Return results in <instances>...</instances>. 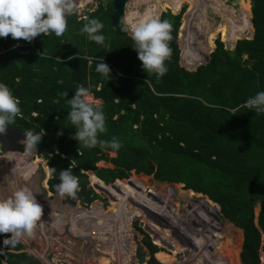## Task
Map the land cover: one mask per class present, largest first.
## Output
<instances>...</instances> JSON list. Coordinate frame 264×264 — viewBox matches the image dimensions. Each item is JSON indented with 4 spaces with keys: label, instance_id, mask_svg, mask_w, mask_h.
<instances>
[{
    "label": "trees",
    "instance_id": "obj_1",
    "mask_svg": "<svg viewBox=\"0 0 264 264\" xmlns=\"http://www.w3.org/2000/svg\"><path fill=\"white\" fill-rule=\"evenodd\" d=\"M181 3V0H158L153 8L145 10V14L157 18L164 7L175 12ZM193 3L202 4L197 0H193ZM239 3L243 23L238 27V32L245 34L252 29L248 15L249 4L242 0ZM250 3L253 26L251 38L236 40L233 49L225 48L223 42L216 39L210 61L197 67L196 64L208 55L207 52L213 46L212 35L205 33L204 47L195 52L184 46L182 59L189 66L195 65L194 71L179 68L176 40L182 11L178 14L169 9L161 12L159 19L167 20L171 25V40L167 42L170 55L164 62L167 71L159 78L154 73L142 71L137 53L131 48V37L117 34L110 26L108 16L112 11L111 0L105 3L99 1L87 17L71 21L62 37H45L40 34L30 42L12 39L10 35L0 38V83L9 87L19 100L20 108V113L7 127L19 130L20 133L32 131L44 135L37 148L49 158V184L53 194L59 195L55 189L59 183L58 173L66 170L70 162L72 174L78 178L76 196H66L68 200H64L59 195L56 200L70 201L77 210L91 208L94 213L103 212L105 203L101 190L109 186L108 182L112 181L114 175L112 170L93 166L100 160L111 162L116 170L119 169L118 164L125 165L120 172L122 175H117L120 177L128 175L132 169L144 173L153 172L158 182L182 183L184 187L201 195L225 200L220 204L211 203L204 196L187 192L196 207L202 211L205 209L204 212L217 226L203 233V226L195 225L197 231L191 233L193 244L188 246V251H191L194 242L201 251H206L210 246L221 247L219 242L226 234L229 245H224L225 251L229 250L232 242L241 243L237 255L241 264H264L260 260V254H264V113L257 114L244 107L249 97L264 91V0H250ZM90 18H96L103 24L100 30V34L105 37L103 45L89 41L86 34L80 31ZM193 20L188 17L181 26L184 45L192 44L191 39L196 37L194 27L191 26ZM237 36L235 33L227 41L232 44ZM222 39H225L224 34ZM102 59L110 68V77L95 70L96 64ZM78 86L88 88L90 94L101 101L105 132L98 133V141H109L115 137L121 145L118 150L102 149L99 143L93 148H78V142L71 138L75 129L67 119L70 110L67 99L74 95ZM65 92L66 97L62 95ZM58 131L62 135L58 136ZM110 153L115 155L111 157ZM24 157L28 161L32 159L31 155ZM29 166H33V162ZM51 168H55L56 172ZM117 178L122 183L121 178ZM89 179L91 187L94 186L91 195L86 189ZM108 190L116 193L113 187ZM131 191H128L131 201L141 207L148 208L151 203L161 207L164 205L158 199H153V196H143V191L137 188ZM97 197H100L97 199L100 202H83ZM255 200L259 203L256 222L253 219ZM114 201V206L118 205L119 199ZM228 207H239L234 209L238 213L231 217ZM126 208L132 219H144L143 213L132 204ZM170 210L173 211L170 214L177 217V213ZM164 211L168 213V210ZM226 213L232 221L238 217L241 231L233 225L229 226L230 230L227 229V222L223 218ZM66 216L59 218L63 226L70 230L66 225L71 226L69 222L72 217L70 214ZM219 219H222L225 233ZM152 226L166 243L176 245V239L167 229L159 228L154 223ZM139 230L142 243L149 252L147 264H161L154 257L160 248L151 243L144 231ZM64 234L60 239H67ZM5 237H8V233L0 235V242ZM62 242L67 251L66 243ZM132 246L133 260L139 249L144 254L143 248L133 242ZM0 247H3L4 256H14L25 264H28L26 261L42 264L37 255H33L32 249H24V243L16 245L19 253H5L4 250L13 248L11 245L4 247L0 243ZM68 254L69 251L61 257L59 263L54 258L53 264H81V260ZM203 255L207 257L209 252H202L198 257L201 263H198L209 264ZM99 256H103V253ZM99 256L102 264L109 263Z\"/></svg>",
    "mask_w": 264,
    "mask_h": 264
},
{
    "label": "rangeland",
    "instance_id": "obj_2",
    "mask_svg": "<svg viewBox=\"0 0 264 264\" xmlns=\"http://www.w3.org/2000/svg\"><path fill=\"white\" fill-rule=\"evenodd\" d=\"M99 1L103 3L106 2V0H77V8L75 14L80 15V19L84 18L85 13L93 11L97 7ZM242 1L243 3H245L246 1L248 2V15L249 17H251L250 0ZM181 2L182 3L180 4V6L182 7L184 4L185 6L184 8H182L183 10L181 9V21L177 34V39H179L178 41L180 46L178 62L181 67L195 68V65L194 67H192L189 66L187 62L183 61L181 52L183 51L184 46H187V48L190 49L191 52H195L198 49L204 47L206 34L204 30H195L193 28V31L196 33V37L191 39L192 44L184 45L182 36L184 32L183 29H181V26H183L184 22L187 20L188 13L192 9L193 3H191V1L187 3V0H181ZM154 3H158V0H128L125 5V15L121 18V22L124 23V25L126 26L127 24L139 22L140 20L153 18L152 16H148L147 14H145V10L147 8H153ZM239 7L240 9L242 8L241 6ZM239 7H235V9H238ZM179 8L175 12H173L171 9L170 11L174 14H178ZM166 9L167 7H164L159 11V13L165 11ZM159 13L157 16L158 19L160 16ZM242 16L245 15L243 14ZM238 19L239 18H236L235 21H237ZM241 23L236 24L241 26ZM250 26L252 27L251 32H248L247 30L245 34L240 33L238 34L236 39L251 38L253 34V26L251 22ZM229 29L230 28H228V30ZM213 31H211V29L208 30V32H210V35H212V37L214 38L215 31ZM223 33L225 39H221V37L218 39L223 42L225 48L233 49L236 39L231 44L227 41V36L225 35L226 32L224 31ZM223 33L221 34L222 36ZM128 36H130L129 32ZM212 45L213 46L209 49V52H207L208 55L213 51L215 47L214 39H212ZM206 60L207 56L201 62H205ZM198 64H196V66ZM91 100L93 103L101 102L99 99H95L92 95ZM34 151L35 150H33L31 157ZM4 152L5 154H2L0 156V182L2 181V183H4L8 180V182H10V186L12 185L15 188H17L15 184H23L22 187H27L33 193L37 202L43 208V215L41 217V220L37 222V225L34 228L32 235L23 237L19 242L24 243L25 250H28V248L32 249L33 255L35 256L36 254L42 264H53L52 260L54 258V261H57L59 263L61 257L66 255L67 251H69L71 256H73L74 258L81 260V264H98V256L100 253H103V256L99 257H102V259L104 258L105 261H108V264H147V259L149 256L147 255L146 247L142 243V233L139 232V229L144 231V233L149 236L151 243L157 245L160 248V250L157 251L159 253L156 252L157 254L155 253L154 257L158 259L161 264H199L198 262L201 263V261L198 257L200 256V254H202V252H206V254L207 252H209V256L206 257L203 255L204 258L209 261V264H224V262L225 264H241L239 259H237V255L239 256V252L241 249V243H239L238 241H234L232 242L231 247H229V250L225 251L224 245H229L227 239L228 236L226 234L224 238H221L222 240H220L219 242L221 243V247L217 248V246H210L207 247L206 251H201L200 249H198L199 246L197 245V243L194 242L191 251H188V246H190V244H193L191 241V233L197 231V229H195V225L203 226V230L205 229V231H202L203 233L208 232V229L217 226H215V221H211L208 215L204 212L206 211L205 209L202 211L201 209L196 207L194 201L190 198V196H188L187 193V190H190L191 192L193 190L184 187L182 183L173 182V184H166L162 181L158 182V177L153 172L144 173L134 169L129 171L128 175H123L122 177H120L117 175L121 174L120 172L124 170L125 165L118 164L119 169L116 170L114 168L115 166L109 161L95 162L93 165L94 167L103 170H112L114 176L113 178L111 177L112 181L110 180L108 182L109 186H105V189L102 188L104 191L101 190V197H103V202L105 203L102 209L103 212L93 213V211L90 209L84 212L87 215V217H85V215H83L81 211L75 210L76 208L72 206V202H61L60 200H56L58 199L57 197H60L59 195H52L46 190L42 191V188L40 187V181L44 177L45 178L43 179V181L46 180L48 176H50L51 178V175H48L47 171L43 170V173H40L39 171V166L44 168L43 164L46 162L45 160L42 161L39 158H30V161L32 160L31 162L26 159L22 161L21 158L23 153H11L13 159H16V155H18L19 160H21L22 163L17 164V167L13 164V167L10 169V167L8 166L9 160L7 159V156L9 154H6V151ZM114 155V153L109 154V156L111 157H113ZM41 156L43 158H46L47 161L49 160V158L47 157V155L44 154V152L41 153ZM4 159H6L5 165L2 164V161L4 162ZM32 162L33 166H29V164L31 165ZM151 165L152 164L149 163V166ZM2 168L4 169L2 170ZM105 176L106 178H108V175L105 174ZM116 176L121 178L122 183L119 182V179ZM3 178L5 179L3 180ZM89 183L90 179L88 184H86V189L89 190V195H91L93 194L92 188H94V186L91 187V183ZM18 187L20 188V186ZM109 187H113V189L116 190V193L110 192L108 190ZM135 188L139 189L140 191H143V196L145 195V197L147 196V198H152L153 196V199H158L159 203H164L163 207L159 206L158 204L155 205V203H151L149 204V206L146 205L148 207L146 208L137 205L134 201H131L132 199L129 194H132L131 190H135ZM129 190L131 191L130 193H128ZM195 193L197 194V192ZM200 196H204L211 203L220 204L219 202L225 201L221 197L213 198L210 195ZM97 199H100V197L90 200L86 199L83 202H88L86 204H90L93 201H96ZM115 199H119L118 205L116 206H114L115 203H113L115 202ZM97 201L100 202L99 200ZM255 201L256 203L255 208L253 210V219L256 222L257 214L259 212V203L257 200ZM80 203L81 200L79 204ZM129 204H132L138 210H140L144 215V219H132V216L130 215L131 213L126 208V206H128ZM70 207L73 209V211L72 209L69 210ZM116 207L118 208L117 211H115ZM149 207H151L153 211ZM111 208L113 209L112 211ZM237 208L239 207H228L230 213L229 215L231 217H234V215L238 213V211L234 210ZM165 209L168 210V213L164 211ZM170 209L174 210L177 213V217L174 218L173 215L170 214L173 213V211H171ZM190 210L195 215H192ZM61 213H63L64 215H71L72 219H70L71 222H69V225L71 226L66 225V227H68L70 230L65 231V234L63 233L67 236V239H60L59 243H56L55 241L53 244V236L59 234L60 232L61 226L60 228H58L57 226L60 225H58V223L62 224V221L60 220V218L62 217L59 218V216H62ZM229 215L227 213L223 215L225 216L223 218L225 219L228 225L227 229L230 230L229 226L233 225L234 227H236V229H240L241 231L237 220L238 217L233 218L232 221ZM146 216H148L153 221L148 219ZM63 217L66 218L67 216ZM130 217L131 220L128 221ZM128 222L130 225H128ZM221 222L222 219H219V223L223 226L224 224H222ZM152 223L159 225V228H163L164 230L167 229L170 232V235L176 239V245L171 246L170 244L166 243L161 238V236L156 233L155 227L152 226ZM222 229L223 233H225V226H223ZM209 231H211V229ZM135 233L138 237L135 236ZM8 236H10V234H8ZM44 236H47L48 238L50 237L49 240L46 242H42ZM62 240L66 243L65 245L67 251H65L63 248L64 246ZM125 241H127L126 244ZM132 242L144 249V254L142 252V249H139L137 251L138 255H135L134 260L131 254L133 249ZM129 247L132 248L129 249ZM13 248L16 253L20 252L19 249L16 248V246ZM49 252H53L52 254H50L51 257H49L48 255ZM189 252L191 253L189 254ZM0 258L4 262L6 261L5 263L25 264L23 261L20 262L21 260L19 261L18 259H15L14 256H4L3 254ZM7 258L9 259L6 260ZM260 260L261 262L264 261V254L262 253L260 254ZM26 263L34 264L32 261H26ZM99 264H102V262L99 261Z\"/></svg>",
    "mask_w": 264,
    "mask_h": 264
},
{
    "label": "clouds",
    "instance_id": "obj_3",
    "mask_svg": "<svg viewBox=\"0 0 264 264\" xmlns=\"http://www.w3.org/2000/svg\"><path fill=\"white\" fill-rule=\"evenodd\" d=\"M76 8L77 0H0V38L10 35L12 39L30 42L40 34L45 37H62L68 27L66 18L75 15ZM102 28L103 24L98 19L90 18L80 31L86 34L89 41L103 45L105 37L100 34ZM122 31L130 33L133 41L131 48L137 53L142 71L154 73L157 78L163 76L167 71L164 62L170 55L167 43L171 40L169 22L158 18L144 19L123 26ZM95 70L105 77H110V68L103 59L96 64ZM62 95L66 97L67 92ZM67 104L70 107L67 119L75 129L71 138L78 142V148H93L98 143L102 149L118 150L121 147L115 137L109 141H98V133L105 132V117L102 105L92 102L88 88L78 86L74 95L67 99ZM244 107L254 110L257 114L264 113V91L249 97ZM19 113V100L8 86L0 83V133L5 131ZM57 135H62V132L58 131ZM43 137L44 135L32 131L24 133V139L21 141L24 146L23 155H31L37 145L42 143ZM51 170L56 172L55 168ZM58 181L55 189L61 197L76 196L78 178L72 174L71 162L66 170L58 173ZM42 215V206L26 187L18 188L10 198L0 199V235L10 234L0 243L4 247H15L23 237L32 235ZM0 254H3V247H0Z\"/></svg>",
    "mask_w": 264,
    "mask_h": 264
},
{
    "label": "flooded vegetation",
    "instance_id": "obj_4",
    "mask_svg": "<svg viewBox=\"0 0 264 264\" xmlns=\"http://www.w3.org/2000/svg\"><path fill=\"white\" fill-rule=\"evenodd\" d=\"M197 1H201L202 4L201 5H199V4L196 5L195 3H193V0H191V3H193V7L188 13V17L189 18L192 17L194 19L192 21L191 26L194 27L195 30L196 29L204 30L205 33L208 34V35H210V32H208L209 29H211V31L214 30L215 31V37L213 38L214 42H215L216 39H218L220 37L222 39V35L221 34L224 31L226 32L225 35L227 36V38L231 37L235 33L237 35L240 34L238 32L239 25L236 24V23H241L242 22L241 16H240L241 9L239 7L240 6L239 0H197ZM188 2H190V1L187 0V3ZM184 6H185V4L182 7L180 6L179 11H178L179 13L181 12V9L184 8ZM188 6H189V4H188ZM234 6L235 7H239V8L235 9ZM167 9L170 10V8H168V7H167ZM236 18H239V19L237 21H235ZM228 28H230V29L228 30ZM23 139H24V133L22 132V133L19 134V136L13 138L12 143H14V144L19 143L21 146H23V144L21 143V141ZM14 148L15 147H12V148H10V150L8 152H6V154H9L7 156V159L9 160L8 166L10 167V169L13 167V163H12L11 158L9 156L11 155V153L19 154L16 150L14 151ZM2 154H5V152H4V150L2 149V147L0 145V156ZM32 158H39L42 161L45 160L46 162L43 164L44 168L39 166V168H40L39 171H40V173L41 172L43 173V170H45V171H47L48 175L50 174L49 173L48 162H47V160L45 158H43L41 156V151H40L39 148L35 149V151H34V153L32 155ZM5 162H6V159H4V162L2 161V164L5 165L6 164ZM14 165L17 167L16 164H14ZM9 167H8V169H9ZM3 169L4 168H2V170ZM4 179L5 178H3V180ZM43 179L40 181V187L42 188V191L46 190L47 192H49L52 195H54L53 192H51V188H50V184H49L50 183L49 182L50 176H48L46 178V180H44V181H43ZM4 183H2V181L0 182V199L10 198L12 193L19 188L18 186H20V188H22V186H23V184L20 185L19 183H18V185L15 184L17 188L13 187L12 185L10 186V182H8V180L6 182H4ZM62 198L64 200H68V198L66 196H64ZM5 251L6 252H16L14 250V248H11L9 250H4V252ZM0 257H1V255H0ZM5 262L0 258V264H10V263H5Z\"/></svg>",
    "mask_w": 264,
    "mask_h": 264
},
{
    "label": "water",
    "instance_id": "obj_5",
    "mask_svg": "<svg viewBox=\"0 0 264 264\" xmlns=\"http://www.w3.org/2000/svg\"><path fill=\"white\" fill-rule=\"evenodd\" d=\"M127 1L128 0H111L112 11L108 16L109 17V24L113 28V30L119 35H128V32L122 31V27L125 25H124V23L121 22V18L125 15V5H126ZM88 15H89V12L85 13L84 17H87ZM79 19H80V15H77V14L73 15L70 18H66L67 26L71 21H77ZM249 21L252 23V17L249 18ZM178 40L179 39L176 40V45H177V48L180 50ZM235 43H236V41H235ZM235 43H234V46H235ZM208 61H210V53H209V55H207V60L205 62H201L200 64H205ZM200 64H198V65H200ZM179 68L184 69L185 67H181L179 65ZM195 68H186V69H188L190 71H194ZM19 134H20L19 130H14L10 127H6L5 131L3 133H0V145L4 151L8 152L10 150V148L15 147L14 151L16 150L19 154L22 153V151L24 150V147L21 146L19 143H16V144L12 143L13 138L19 136ZM16 156H17L16 159H19V156L18 155H16ZM187 191L190 194H196L193 191L192 192L190 190H187ZM197 195H201V194L197 193ZM146 252H147V255L149 256V252L148 251H146Z\"/></svg>",
    "mask_w": 264,
    "mask_h": 264
},
{
    "label": "bare ground",
    "instance_id": "obj_6",
    "mask_svg": "<svg viewBox=\"0 0 264 264\" xmlns=\"http://www.w3.org/2000/svg\"><path fill=\"white\" fill-rule=\"evenodd\" d=\"M10 158H11V161H12V163L13 164H21L22 163V161H24V159H25V157H24V155H22V158H21V160H19V159H13L12 158V156L10 155L9 156ZM100 161H103V160H100ZM60 224V225H59ZM58 225L59 226H57L58 228H60V226H61V228H60V232H59V234H56V235H54L53 236V240H52V243L54 244V242L56 241V243H58V241H59V239H60V237L63 235V233L65 232V231H69L68 229H66L64 226H63V224H61V223H58ZM43 235H45V234H43ZM31 238V237H30ZM50 238V237H49ZM49 238L47 237V236H44V238L42 239V242H46V241H48L49 240ZM55 243V244H56ZM50 254V252L48 253V255Z\"/></svg>",
    "mask_w": 264,
    "mask_h": 264
},
{
    "label": "built area",
    "instance_id": "obj_7",
    "mask_svg": "<svg viewBox=\"0 0 264 264\" xmlns=\"http://www.w3.org/2000/svg\"><path fill=\"white\" fill-rule=\"evenodd\" d=\"M72 208L70 207V209L69 210H71ZM91 208H89V209H87V210H77V209H75V210H77V211H81L82 213H83V215H86V213H84V212H86V211H88V210H90ZM92 210V209H91ZM72 211H73V209H72ZM93 211V210H92ZM80 212V213H81ZM93 213H94V211H93ZM62 214V216H59V217H63V216H66V214L64 215L63 213H61Z\"/></svg>",
    "mask_w": 264,
    "mask_h": 264
}]
</instances>
